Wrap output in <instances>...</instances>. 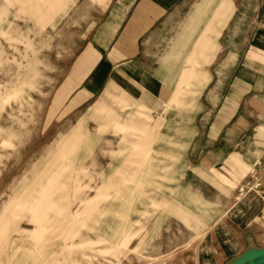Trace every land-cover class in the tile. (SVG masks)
<instances>
[{"label": "rangeland", "instance_id": "obj_1", "mask_svg": "<svg viewBox=\"0 0 264 264\" xmlns=\"http://www.w3.org/2000/svg\"><path fill=\"white\" fill-rule=\"evenodd\" d=\"M49 7L0 0V264H219L236 253L225 249L244 237L239 203L206 220V203L174 202V157L159 154L152 119L76 88L78 14Z\"/></svg>", "mask_w": 264, "mask_h": 264}, {"label": "crops", "instance_id": "obj_2", "mask_svg": "<svg viewBox=\"0 0 264 264\" xmlns=\"http://www.w3.org/2000/svg\"><path fill=\"white\" fill-rule=\"evenodd\" d=\"M59 1L81 27L71 82L150 117L174 202L206 203V220L240 205L244 237L219 264H261L264 200L237 191L264 188V0Z\"/></svg>", "mask_w": 264, "mask_h": 264}, {"label": "built area", "instance_id": "obj_3", "mask_svg": "<svg viewBox=\"0 0 264 264\" xmlns=\"http://www.w3.org/2000/svg\"><path fill=\"white\" fill-rule=\"evenodd\" d=\"M261 186L260 182L258 179H251L247 180L237 191L239 196H244L248 193H253L254 195L257 196H262V199L264 200V189ZM264 216V212L262 214Z\"/></svg>", "mask_w": 264, "mask_h": 264}, {"label": "water", "instance_id": "obj_4", "mask_svg": "<svg viewBox=\"0 0 264 264\" xmlns=\"http://www.w3.org/2000/svg\"><path fill=\"white\" fill-rule=\"evenodd\" d=\"M261 264H264V258L261 260Z\"/></svg>", "mask_w": 264, "mask_h": 264}]
</instances>
